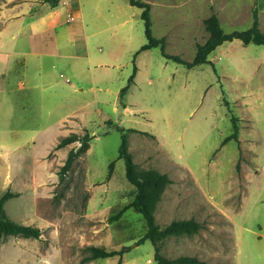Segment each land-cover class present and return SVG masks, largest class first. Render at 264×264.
Wrapping results in <instances>:
<instances>
[{
    "label": "rangeland",
    "instance_id": "374dc122",
    "mask_svg": "<svg viewBox=\"0 0 264 264\" xmlns=\"http://www.w3.org/2000/svg\"><path fill=\"white\" fill-rule=\"evenodd\" d=\"M74 1L81 14L69 24L77 29L82 48L80 56L57 58L53 99L62 106L47 114L42 88L27 91L24 87L13 98L12 125L2 124V130L17 133L7 140L11 148L27 151L35 147L29 139L32 133L58 123L70 112L81 119L69 126L77 131L69 132H89L93 137L87 151L62 178L60 170L78 142L66 145L63 151L51 149L35 164L14 163L16 168L46 171L51 179L39 202L44 221L41 237H4L0 243L3 264H24L22 255L28 264H117L119 256L83 260L88 245L127 247L122 264H158L152 241L138 244L148 229L143 215L129 207L115 217L136 194L126 177L125 161L118 158L123 139L118 124L126 127L129 151L138 168H155L172 179L156 205L157 223L165 226L175 219H194L201 224L196 233L160 241L163 255L197 256L207 264H236V219L247 228L243 263L264 264V238L252 233L259 225L264 231V79L250 78V85L258 88V122L239 98L248 84L231 76L229 65L237 61L238 68L247 71V62L242 61L250 60L251 55L264 59V44H252L249 49L239 40L227 41L209 55L216 57L214 65L192 68L164 57L161 46L140 52L135 83L126 98L134 113L124 116L120 91L133 73L135 53L148 41L142 8L131 5L130 0ZM149 1L154 3L150 10L154 36L165 38L166 52L186 60L193 59L197 43L209 36L206 17L215 12L226 32L244 30L252 25L255 7L254 0H226L225 9L223 0ZM54 44L48 42L46 47L55 49ZM33 72L30 68L28 74ZM232 112L238 118L239 141L223 143L233 132ZM48 143L49 138L37 140V151L45 150ZM112 161L115 167L109 178ZM13 205L10 201L7 207L11 219L23 223L17 216L21 208Z\"/></svg>",
    "mask_w": 264,
    "mask_h": 264
},
{
    "label": "crops",
    "instance_id": "0c3cea01",
    "mask_svg": "<svg viewBox=\"0 0 264 264\" xmlns=\"http://www.w3.org/2000/svg\"><path fill=\"white\" fill-rule=\"evenodd\" d=\"M212 1L222 2V0ZM223 1L225 2V9L227 7L226 0ZM254 1V6L258 8L259 27L264 32V0ZM148 2L154 4L153 1L148 0ZM74 3V0H59V4L53 7L50 3L43 2V0H6L0 5V196L7 191L15 193L16 196L8 199L4 205L8 217L12 218L7 211L8 203L14 201V205L21 208L20 216H17L23 222L22 224L38 226L39 228H42L44 224L43 218L39 215V202L42 193L49 187L47 182H49L51 177L46 171L24 167L16 168L15 164L27 163L28 161H30L28 163L35 164V161H40L41 156L48 155L63 137L70 134V130L77 131L69 128V126L72 127L81 118L76 113L71 115L68 112L60 117L58 123L49 124L41 130L32 133L29 139L33 141L35 147L29 148L27 151H22L16 146L14 147L15 149L11 148L7 144V140L16 136L17 133L11 129L2 130V124L7 128L12 125L13 98L24 87H26L27 91L38 87L42 88L43 106L47 114L55 112L58 107L62 106V103L59 104L54 100L56 90L53 86L52 77L58 67V57L61 59L80 56L78 51L82 48V43L80 44L79 41L82 39L80 37L77 38L79 36V33H76L77 29L71 28L69 24L77 21L81 14L75 9L78 7ZM230 14L235 13L230 12ZM231 15L229 17H233ZM51 41L55 43V49L46 47L48 42ZM252 44L256 43L245 44L246 48L253 49ZM262 52L264 53V50ZM251 56L250 60L242 61V63L247 62V71L243 67L239 69L237 61H234L229 64L232 68L230 74L235 78L244 79L248 84L243 88L241 95L238 96L241 98L246 111L252 115L253 119L259 122L261 118L259 112L260 100L259 97H256L258 88L255 89L250 85L252 82L250 78L252 77L253 79L256 76L259 78L258 81L264 79V59L254 55ZM85 57L88 58L89 55L86 54ZM209 59L213 61L212 59H216V57L211 58L210 56ZM87 62H90V60ZM30 68L34 70L31 75L28 74ZM61 75L63 74L61 73ZM68 79L66 78V81L69 82ZM129 90L123 100L124 106L119 101L124 116L134 113V109L129 102H126ZM118 125L122 126L121 124ZM129 128H133L136 131L138 129ZM44 138H49L50 143H48L45 150L38 152L36 141ZM64 148L65 146L59 148L58 151H63ZM54 179L55 176H52V180ZM247 194L249 193H246L243 198L241 211L247 202ZM235 223V227H239L238 231H236L237 229L235 230L234 238L236 246L235 262L236 264H244L243 243L246 241L244 237L247 228L243 224H239L236 219ZM258 227L260 229L252 231V233L264 238L263 229L260 225ZM2 247L3 245L1 246L0 244V264H3ZM25 257V255H22L20 260L24 264H28L27 260L25 261Z\"/></svg>",
    "mask_w": 264,
    "mask_h": 264
},
{
    "label": "trees",
    "instance_id": "16d2710c",
    "mask_svg": "<svg viewBox=\"0 0 264 264\" xmlns=\"http://www.w3.org/2000/svg\"><path fill=\"white\" fill-rule=\"evenodd\" d=\"M43 2H48L53 7L59 4V0H43ZM130 4L142 8V18L144 20L145 34L148 41L143 44L135 53L133 59V73L129 77L127 84L120 91V97L122 99L123 106V99L135 80V76L138 70L135 62L136 56L141 51L161 46L162 55L164 57L173 59L178 63H182L188 68H192L204 63L213 64V62L209 59L210 53L226 41H233L237 39L242 41L244 44H264V32L259 27L257 7L253 8V22L249 28L244 30L236 29L231 32H226L223 29L218 15L213 12L210 16L204 19L206 30L209 32L208 38L203 43H197L195 56L192 60H186L177 54H170L166 52L165 38H158L154 36L150 13L151 3L145 0H130ZM231 120L233 123V132L224 139L223 143H226L231 139L239 141L238 118L233 112L231 113ZM118 127L123 132V139L119 148L118 158L124 159L126 165V177L128 181L135 186L136 194L132 202L124 205L115 215V217H119V215L129 207H133L137 212L143 215L146 220L148 229L146 233L139 239L138 244L143 243L146 240L152 241L155 247L154 258L158 264H207L197 256L182 255L175 258H170L161 253V246L159 244L160 241L173 235L178 236L183 234L189 235L196 233L200 229L201 224L194 219H175L165 226H160L157 223L155 217L156 205L161 199L166 186L172 182V179L167 173L160 172L155 168L139 169L137 163L134 161L129 151L125 127L119 125ZM129 129L134 130L133 128ZM92 137L93 136L89 132H85L84 134L71 132L69 135L63 137L60 140L55 149H59L73 142L80 143L79 146L73 147L69 150L65 163L60 170V178H62L63 175L71 169L74 161L82 153L87 151L89 141L92 139ZM114 167L115 161H112L109 164V178L112 176ZM14 196H16V194L10 191H7L0 196V243L2 239L7 236H20L24 238L36 239L40 238L42 235V230L38 226L22 224L8 217L4 205L8 199ZM86 249L89 251V253L83 257V260L85 261L119 256L117 264H122V256L126 252L127 247L114 249L108 248L106 246L88 245Z\"/></svg>",
    "mask_w": 264,
    "mask_h": 264
}]
</instances>
